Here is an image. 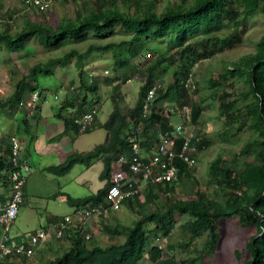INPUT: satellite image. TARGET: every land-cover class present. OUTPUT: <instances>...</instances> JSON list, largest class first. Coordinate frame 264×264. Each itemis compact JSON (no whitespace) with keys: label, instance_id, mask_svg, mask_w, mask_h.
Instances as JSON below:
<instances>
[{"label":"trees","instance_id":"trees-1","mask_svg":"<svg viewBox=\"0 0 264 264\" xmlns=\"http://www.w3.org/2000/svg\"><path fill=\"white\" fill-rule=\"evenodd\" d=\"M70 1L73 2L74 14H64L54 23L49 22L46 15L29 14L28 10L36 8L25 0H21L25 8L24 15L17 17L11 13H0V17L3 16L0 20V50L4 47L11 53L24 51L32 39H36L47 49H56L63 47L68 40L85 38L89 31L104 35L116 25H122L133 31V37L118 45L113 42L91 44L84 52L71 48L63 55L51 56L46 62H36L29 67L28 73H23L18 79L15 92L8 98H0V108L11 101L25 104L29 81L37 82L39 73L55 75L58 67L68 66L73 58H76L79 68L80 89L87 90V94L90 92L95 98L100 92L101 81L104 79L107 83H112L113 79L109 75L96 77L97 75L87 65L95 52L100 54L111 49L115 56L114 69H125V72L130 69L133 75L144 73L143 84L136 104L127 110L118 101L117 95L112 97L114 107L103 124L106 129V138L103 142L88 151H70L62 163L46 167L48 172L65 175L75 164L83 162L88 167L97 158L103 160L104 167L100 174V177L106 180L103 187L85 196L75 197L66 194L67 201L75 207L100 204L104 208V213L90 222L99 220L102 225L100 223L96 229H93L94 225L89 226L90 224L85 225L88 227L86 229L79 227L67 229L65 236L57 239L64 240L69 236V244L65 243L62 249L54 246L59 243L51 241L55 237L53 236L43 243L45 246L40 250L44 252L43 255L38 254L33 258L13 255L0 260V264H139L146 254L154 264H204L206 261L226 264V260H223L218 253V230L223 219L232 217H237L240 224L248 230L254 229L245 243L234 245L232 260L237 263L264 264V31L256 41L254 51L242 54L235 61L227 62L220 74L222 78L230 79L232 82L243 79L246 89L237 91V94L233 95L221 81L212 76L209 78L211 87H216V91L220 93L219 97L215 92L212 93L213 97L219 99L220 111L216 114V119L223 124L221 127L223 134L228 133L227 136L222 135L223 141L220 144L240 143L238 140L245 132H251V138L242 141L238 154L226 156L227 154L221 151L210 161L208 184L210 188L212 185L215 186V194L203 190L200 185L195 192L191 190L186 197L170 198L163 206L159 202L160 195L153 189L155 184L150 181L146 183L141 172L135 174L126 167L130 174L129 180L137 182L134 187L139 186V176L141 182H145V186L148 187L145 189L144 202L138 197L141 190L134 199L126 198L124 202H128L132 207H135L136 203L146 205L147 210H140V217L130 226L121 223L104 224L105 221L112 219L114 211L122 207L112 209L107 192L111 185L112 162L122 153L129 156L132 146L129 136L133 135V127L142 121L143 126L137 131L136 136L140 138L143 148L147 149V154H151L156 150L159 141L160 132L153 128L158 122L162 131L175 128V123L178 122L183 123L186 129H188L186 126L188 121L199 124L205 111L204 105L210 104L211 101L204 96L194 101L193 96L203 89L196 79L194 80L195 64L242 43L248 20L256 14H261L264 18V0H181V4L177 5L161 0H56L55 2L64 5ZM19 19L22 20V24H17ZM144 41L162 42L168 49L160 50L156 55L148 51L147 54H151V57L154 55V58L150 59L146 56L149 61L134 64L133 59L141 54ZM171 58L174 59L175 65L171 77L165 81L168 73L164 64ZM189 77L192 78L190 83H188ZM155 83L164 86L157 92L148 117L142 118L140 115L142 103L149 88ZM44 99L45 97L42 101ZM241 100L246 101L244 110L240 104ZM99 102L100 99L92 100L90 97H81L79 94L66 91L63 99L56 105L57 117L65 122L62 134L68 133L75 138L80 133V124L76 122V118H82L91 106L99 108ZM164 102L172 104L176 112L170 116L157 112V106H162ZM184 105L190 107L189 116L182 111ZM176 113L182 117L178 122L170 118ZM97 116L94 126L98 120ZM93 129H88L86 132ZM193 130L199 138L198 141L193 137L190 142V146H196L192 151L196 163L191 166L176 157L175 162L180 167V182L184 175L191 177V167L198 163L199 151L215 143L214 139L206 135L208 132L205 128L203 133L195 130L194 127ZM141 136H145L143 141ZM8 137L9 146L5 156H0V185L4 189H12V173L19 169L11 162V136H7L6 139ZM184 142L185 138L177 139L178 150ZM223 148L230 151L227 146ZM243 155L252 156L253 160L240 161ZM29 164L30 170L26 175L24 191L32 169L30 161ZM177 183L179 182H166L165 191L167 193L175 191ZM142 191L144 192V189ZM23 196L19 213L24 204L25 193ZM177 213L188 216V219L181 224L183 232L189 235L188 240L183 242V247L189 246L194 238L209 233L210 238L201 255L187 256L179 260L176 255L164 256V248L155 244V238L159 235H171ZM149 224H154V228L150 229ZM104 229L112 238L108 245L100 243L103 237L99 235ZM86 232L91 233L90 240L85 239ZM122 235L123 240L120 238ZM91 242L95 243L91 245ZM169 247L171 250L174 249L171 244Z\"/></svg>","mask_w":264,"mask_h":264},{"label":"rangeland","instance_id":"rangeland-1","mask_svg":"<svg viewBox=\"0 0 264 264\" xmlns=\"http://www.w3.org/2000/svg\"><path fill=\"white\" fill-rule=\"evenodd\" d=\"M161 1H169L172 5L181 4V0H161ZM73 2L70 1L67 4L61 2H55V4L49 9H30L27 12L33 16L46 15L49 22H56L58 18L64 14H74ZM18 10V12L16 11ZM23 7L21 0H0V13H11L14 16L24 15ZM15 12H17L15 14ZM3 16L0 17V20ZM16 18V17H15ZM17 20V19H16ZM17 24H22V20L19 19ZM264 31V18L261 14H256L248 20L246 33L244 35L243 42L236 45L235 48L224 50L223 52L217 53L212 58H205L201 61L197 62L194 67V80L198 82V84L203 87L201 92L195 94L193 96L194 101L199 100L201 96L207 98L211 101L210 104H205V111L202 113V117L200 118V123L195 124L193 122L188 121L186 126L188 129L195 128V130L203 133V129L208 132L206 135L215 140V143L211 146H206L201 151H199L198 155V163L191 167V177L183 176L181 182L177 183L176 189L173 192L167 193L166 186L163 184H159L154 186V191H156L159 195V202L165 206L168 200L175 199L177 197H186L189 195L188 193L193 190L195 192L196 189L200 188L202 185L203 190H207L210 193L215 194V186L212 185L211 188L208 184L209 174L208 168L209 163L213 160L221 151L226 156H233L234 153L238 154L240 146L243 144L242 141H247L251 138V132L246 131L244 136H242L238 141L240 143L235 142L234 144H226L222 143L223 141L222 135L227 136L228 133H224L221 131L222 123L220 120L216 119V114L220 111L219 99L217 97H213V94H217L219 97L220 93L216 91V87H211L209 82V78L212 76L215 79L221 81L223 85H226L228 90L232 91V94H237V91H242L247 86L243 79H240L239 82H232L230 79H224L221 77V72L224 67L227 65V62L235 61L239 56L245 53H249L254 51L256 46V41L259 39L261 34ZM134 32L128 30L122 25H116L107 31L106 34L102 35L97 33L96 31H89L87 36L83 39L77 40H68L63 47H59L56 49H47L40 45L36 39H32L28 44L27 48L24 51L11 53L6 50L4 47L0 50V98H8L15 92L16 82L22 76L23 73L29 72V67L35 64L38 61L46 62L51 56H60L66 53L71 48H76L80 52L86 51V49L91 44H105V43H115L120 44L124 40H129L133 37ZM199 36V35H198ZM201 36V35H200ZM199 36V37H200ZM141 54L134 57V64H138L143 61H149L154 58L153 56L160 50H167L168 47L158 41H144L142 42ZM115 50V48H114ZM154 52L152 57L147 55V52ZM144 53V54H143ZM146 53V55H145ZM146 56L150 59H147ZM114 51L113 49L109 50L105 53H97L89 59V63L87 67L91 68L92 71L97 75L96 77H102V75H109L112 77L113 82L107 83L104 79L100 83V92L94 98V96L89 92L87 94V90L80 89V73L79 68L76 63V58H73L70 64L66 67L60 66L56 69L55 75H45L43 73L38 74V81H29L27 87V94L25 99L26 103H17V101H11L6 106L0 108V140L4 141L7 136H11L13 133L17 132V127L21 129L23 127V119L26 118L27 114L29 115L30 121H33V114L29 112L33 109H37L36 104H41L43 97H46V101L43 103V107L45 110L51 107H56V105L63 99V95L66 91L79 94L81 97H90V99H100L99 102V111H98V120L96 125L93 127L94 129L90 132L80 131L78 137L75 141V147L73 150L78 152L88 151L92 149L96 144L101 143L106 138V129L103 124L109 117L113 107L114 101L112 97L114 95L118 96V101H120L125 110L129 107H132L136 104L139 99L140 88L143 84L144 73L140 72L137 75H133L132 70L129 69L128 72H125V69L115 70L114 63ZM174 59H169L164 67L167 70V75L165 77V81H167L171 77V71L175 64H173ZM86 65V64H85ZM108 69L110 72L108 74H104V70ZM100 75V76H99ZM127 78H132V80L128 81ZM219 88V87H218ZM38 91L39 97L33 102L32 94ZM221 91V90H219ZM57 95V96H56ZM45 100V99H44ZM249 100H247L248 102ZM246 101L241 100L242 109H246L245 104ZM34 106V107H33ZM28 108V109H27ZM176 116H180L179 113L172 115L170 118L174 122H178L182 119L180 116L178 121H175ZM12 119L13 123H11L9 127V120ZM172 122V123H174ZM155 130L158 132L162 131L160 129V123L155 124ZM154 130V129H153ZM23 134V132H19ZM142 137V136H141ZM145 136L141 139L144 140ZM230 140V139H229ZM22 141V140H21ZM147 144V143H146ZM227 146L228 150L226 151L223 147ZM143 148V146H142ZM144 149V148H143ZM145 151V150H144ZM24 152V151H23ZM25 153V152H24ZM145 153H148L147 150ZM50 159L46 161V163L55 164L57 162V157L55 154L50 155ZM37 157V155H36ZM249 160L252 161V156H241L240 161ZM77 165V164H75ZM74 165V166H75ZM73 166V167H74ZM72 167V168H73ZM104 162L102 159L97 158L91 166H86L83 162L78 163L77 167L72 171H69L65 175H57L55 173H51L48 171L37 173V177H44L45 175L50 176L51 179L55 182L60 180L62 183H68V188L70 193L73 196H85L91 193L96 192L98 189L104 186L106 180L100 177V174L103 170ZM141 176L138 177L140 181L139 186L141 188ZM140 178V179H139ZM31 180V177H30ZM29 180V181H30ZM198 180V181H196ZM148 186H145L144 192L141 190L139 199L144 202L145 198V189ZM43 189V192L39 193V196L31 198V203L26 201L21 209L18 218L11 230L13 235H19L24 231L35 228L39 225V214L45 209L52 213L65 214L73 209V205L65 200L56 199L58 196H48L45 194L46 187H40ZM201 190V189H200ZM140 201V202H141ZM48 203V208H45ZM149 208L151 206H148ZM155 207H157L155 205ZM140 210L146 211L147 206L136 203L135 207H132L128 202H124L122 207L114 211V216L110 221H105L104 224H115L121 223L122 225H132L134 221L140 217ZM188 219L187 215L176 214V223L172 229V233L170 236L159 235L155 238V244H158L164 248V256L176 255L177 259H182L187 256H199L203 253V248L206 246L210 235L206 232L204 235L200 237L194 238L190 242L189 246L183 247V242L188 240V233H184L181 229V224ZM102 225V222H100ZM150 229L154 228V224H149ZM101 230H99L100 232ZM254 229H247L243 227L237 217H232L230 219H223L220 222L219 232V240H218V253L223 257V260H226V264H245V263H237L232 260V251L233 247L236 244H243L246 242L248 237L252 234ZM99 234V233H98ZM103 239L101 240L102 245H108L110 243V234L105 229L100 232ZM122 240L124 236L120 237ZM95 242H91L93 245ZM69 244V243H68ZM169 244H171L174 249H170ZM182 244V245H181ZM44 253V252H43ZM40 252V255H43ZM139 264H154L148 257V254L140 261ZM204 264H214L211 261H206Z\"/></svg>","mask_w":264,"mask_h":264},{"label":"built area","instance_id":"built-area-1","mask_svg":"<svg viewBox=\"0 0 264 264\" xmlns=\"http://www.w3.org/2000/svg\"><path fill=\"white\" fill-rule=\"evenodd\" d=\"M25 1L37 9H48L56 0ZM147 55L151 57V54L148 53ZM108 73V69L104 70V74ZM130 80L132 78L128 79V81ZM190 80H192L191 77L188 78V83H190ZM163 86L161 83H155L149 88L142 103V112L140 114L142 118H146L150 114L157 92ZM38 97L39 92L35 91L32 94V101L35 102ZM99 109L97 106H91L82 118H76V122L80 124V131H86L94 127L95 117ZM156 111L170 116L176 112V108L172 104L164 102L162 106H157ZM182 111L186 116H189L190 107L184 105ZM142 126L141 121L132 129L133 135L129 136L132 142L129 156L122 153L112 162L111 185L108 189L107 197L114 210L119 209L126 198L133 197L139 191V188L134 187V184L137 183L136 180H129L130 174L127 168L135 174L141 172L146 183L150 181L154 184H159L161 182L179 181L180 167L175 162L177 156L188 165L192 166L196 163V158L192 156V151L196 149V146H190V142L193 137H196L198 141L199 138L193 128L186 129L183 123H175V128L160 131L155 151L151 154H143L141 140L136 136L137 131ZM178 138H185L180 150L177 149ZM10 148L11 162L14 166H18L17 168L19 169L12 173L13 187L9 198L5 202H0V260L13 255H26L33 258L41 244L49 240L50 237L61 238L64 236L65 231L70 228L79 227L86 229L93 218L102 216L104 208L100 204L77 205L72 214L60 218H51L47 226L37 230L26 231L17 236L13 235L11 230L18 216L20 203L23 201L24 184L26 175L30 170V164L29 158L22 153V143L16 135L11 136ZM188 149L190 150L189 152ZM88 231L90 230L88 229ZM91 237L90 232L85 233L86 240H90Z\"/></svg>","mask_w":264,"mask_h":264},{"label":"crops","instance_id":"crops-1","mask_svg":"<svg viewBox=\"0 0 264 264\" xmlns=\"http://www.w3.org/2000/svg\"><path fill=\"white\" fill-rule=\"evenodd\" d=\"M44 102L46 101L43 100ZM43 102V103H44ZM43 103L36 104L37 109H32L29 113L33 114V121H30L29 115L27 114L26 118L23 119V127L19 129L17 127L18 133H13L12 135H17L22 143V153L29 158V161L31 163V173L28 177L26 187H25V199L24 203L28 201L31 203V198L39 196L40 192H43V189H40V187H46L45 194L48 196H58L56 199L59 200H65L67 201V193H70V190L68 188V183H62L60 180L53 181L50 176L44 177H37V173H42L46 171V167L52 165L50 163H46L50 159V155L53 153L57 157V162L62 163L68 153L74 149L75 141L78 135L73 138L71 134L63 133V130L65 128V122L62 118L57 117L56 114V107L48 108L47 110L44 109ZM34 107V106H33ZM28 109V108H27ZM176 120L178 121L180 116H176ZM9 127L10 124L13 123V120L10 119L9 121ZM1 124V122H0ZM23 132V134L19 133ZM10 136V135H9ZM7 138V137H6ZM4 139V141L0 140V156H5V151L7 150L9 146V137L8 139ZM146 148H142V153L144 154ZM25 153H24V152ZM147 154V153H146ZM37 155V157H36ZM78 165V164H77ZM75 165L70 171L75 169L77 167ZM62 176V175H60ZM31 177V180H30ZM30 180V181H29ZM142 186H138L139 190H143L144 186L146 185L145 182H141ZM11 193V188L4 189L2 185H0V202H5ZM58 194V195H57ZM72 195V194H71ZM77 197V196H75ZM145 200V198L143 199ZM45 208H48V203L46 204ZM75 206H73V209L65 214H59V213H52L45 209V211H42L39 214V225L35 228L29 229L27 231L31 230H37L41 227L47 226L49 220L52 218H60L65 215L71 214L74 212ZM20 214V213H19ZM89 225V224H88ZM94 225L93 229H96V227H99L100 221L94 220L93 222H90V226ZM26 232V231H24ZM23 233V232H22ZM58 238L54 237L51 239V241H56L59 244H54L56 248H61L66 244L70 242L69 236H67L64 240H57ZM50 245V244H47ZM41 245L35 255H38L40 250H42ZM47 248V247H46ZM40 255V254H39Z\"/></svg>","mask_w":264,"mask_h":264},{"label":"bare ground","instance_id":"bare-ground-1","mask_svg":"<svg viewBox=\"0 0 264 264\" xmlns=\"http://www.w3.org/2000/svg\"><path fill=\"white\" fill-rule=\"evenodd\" d=\"M12 136H13V135H12ZM16 136H17V135H16ZM17 137H18V136H17ZM180 177H181V174H180V172H179V181H178V182H180ZM159 184H160V185H161V184L164 185V184H166V182H161V183H159ZM159 184H156V185H159ZM135 195H136V194H135ZM135 195H134L133 197H128V198H133V199H134V198H135ZM125 202H126V201H125ZM123 203H124V202H123ZM122 205H123V204H122Z\"/></svg>","mask_w":264,"mask_h":264},{"label":"clouds","instance_id":"clouds-1","mask_svg":"<svg viewBox=\"0 0 264 264\" xmlns=\"http://www.w3.org/2000/svg\"><path fill=\"white\" fill-rule=\"evenodd\" d=\"M64 236H65V234H64Z\"/></svg>","mask_w":264,"mask_h":264}]
</instances>
